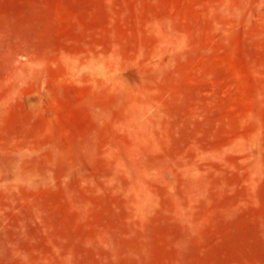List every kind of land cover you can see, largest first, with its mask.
Segmentation results:
<instances>
[{
  "label": "rangeland",
  "instance_id": "rangeland-1",
  "mask_svg": "<svg viewBox=\"0 0 264 264\" xmlns=\"http://www.w3.org/2000/svg\"><path fill=\"white\" fill-rule=\"evenodd\" d=\"M0 264H264V0H0Z\"/></svg>",
  "mask_w": 264,
  "mask_h": 264
}]
</instances>
